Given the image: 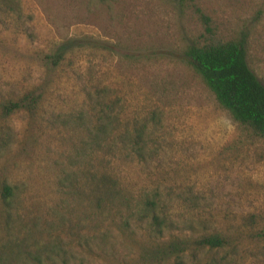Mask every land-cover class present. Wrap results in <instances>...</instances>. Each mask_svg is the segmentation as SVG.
I'll list each match as a JSON object with an SVG mask.
<instances>
[{"label":"rangeland","instance_id":"rangeland-1","mask_svg":"<svg viewBox=\"0 0 264 264\" xmlns=\"http://www.w3.org/2000/svg\"><path fill=\"white\" fill-rule=\"evenodd\" d=\"M3 1L14 12L0 13V106L36 85L47 88L32 136L24 113L0 112V184L12 188L0 200V264H101L111 254L136 264L128 241L121 247L101 238L108 221L90 213L89 186L77 170L97 167L103 150L91 162L77 159L83 136L55 119L75 113L83 93L101 86L118 121L159 117L152 159L116 170L135 188L160 183L171 198L190 192L201 225L232 240L197 252L200 264H264L257 237L264 230V141L219 107L185 57L202 40L241 42L264 86V0ZM57 51L64 62L47 76L41 57Z\"/></svg>","mask_w":264,"mask_h":264},{"label":"trees","instance_id":"trees-1","mask_svg":"<svg viewBox=\"0 0 264 264\" xmlns=\"http://www.w3.org/2000/svg\"><path fill=\"white\" fill-rule=\"evenodd\" d=\"M13 1V0H10ZM13 13L0 0V13ZM205 32H209L208 18L199 14ZM187 63L213 95L214 100L230 118L244 130L264 141V86L249 70L245 50L241 42H213L202 40L185 51ZM64 52L57 51L41 57V63L49 72L61 67ZM46 83L23 92L14 101L2 103L3 116L22 112L26 116L27 136L38 123L44 103ZM95 104L90 103L91 100ZM115 101L100 87L90 95L83 93L80 107L73 114H57L59 128L69 127L70 132L83 136L75 157L92 161L97 148L103 150L99 165L84 170L77 168L87 180V204L92 215L103 216L108 223L103 228V240L113 239L118 246L129 242L136 249V264H200L197 252H213L227 248L232 240L225 232L207 230L195 211L197 205L190 192L181 191L171 198L170 188L153 183L135 188L128 184L116 166L135 168L146 166L152 159L153 136L159 125V117L151 112L147 118L118 121ZM172 194V193H171ZM12 188L0 184V200L7 201ZM180 207L184 214H171V208ZM175 231V233H172ZM264 240V230L257 233ZM102 243V242H101ZM112 250V248H107ZM190 255V263L184 258ZM211 258L203 264H214ZM101 264H127L125 257L105 255Z\"/></svg>","mask_w":264,"mask_h":264}]
</instances>
